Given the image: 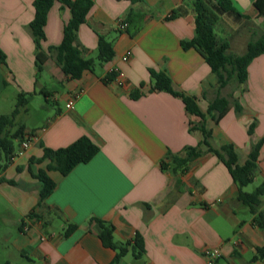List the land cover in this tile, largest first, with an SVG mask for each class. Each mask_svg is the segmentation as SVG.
<instances>
[{
    "label": "crops",
    "instance_id": "crops-1",
    "mask_svg": "<svg viewBox=\"0 0 264 264\" xmlns=\"http://www.w3.org/2000/svg\"><path fill=\"white\" fill-rule=\"evenodd\" d=\"M34 1L0 0V49L6 56V64L0 60V99L7 97L8 89H13L10 99L16 103L19 94L31 96L16 118L17 126L26 128L25 136L16 140L14 156L0 174V264H112L116 252L90 226L92 218L112 224L116 242L141 235L146 251L142 264H207L208 249L220 250L216 264H264L254 261L264 246L258 225L264 197L255 213L239 201L238 186L226 166L201 145L203 135L196 129L200 118L187 112L181 98L152 90L151 71L164 72L173 90L195 99L206 116L217 96V76L203 56L182 46L195 34L192 8L183 0H94L79 28V44L87 58H96L102 36L112 43L115 57L74 80L49 54L62 43L72 17L58 2L49 12L42 43L50 58L36 73L29 29ZM229 1L260 24L254 0ZM180 7L184 13L171 18ZM130 12L144 15L135 37L129 26L118 27L119 20L127 23ZM128 51L132 56L123 62ZM111 73L116 77L105 81ZM40 96L46 104L33 107V99ZM221 96L229 100L230 110L219 123L207 117L210 142L214 148L234 145L243 165L253 143L264 137V55L250 65L247 83H230ZM71 101L74 109L67 107ZM31 113L39 116L32 128L20 121ZM255 119L251 138L248 126ZM82 137L99 148L97 155L67 176L48 171L44 148H66ZM188 147L198 148L200 156L185 173L163 169L171 155L185 158ZM40 171L57 184L42 203L41 183L35 177ZM254 183L255 188L264 183V145ZM71 224L78 229L65 236ZM118 264H135L133 255Z\"/></svg>",
    "mask_w": 264,
    "mask_h": 264
},
{
    "label": "trees",
    "instance_id": "trees-1",
    "mask_svg": "<svg viewBox=\"0 0 264 264\" xmlns=\"http://www.w3.org/2000/svg\"><path fill=\"white\" fill-rule=\"evenodd\" d=\"M56 2L68 7L72 17L65 25L62 43L59 46L51 47L49 54L53 56L55 62L66 76L74 80H80L85 71L94 72L97 65H105L114 59L113 45L100 36L96 58H87L85 56L87 50L79 44V28L86 23L87 16L94 5V0H35V18L29 25V29L35 44L37 74L44 70L45 63L50 58V55L43 50L42 43L45 40V26L49 12ZM183 4L190 6L195 13V34L193 39L183 41L182 46L185 50L195 49L198 51L212 72L217 76V96L209 104L206 116L200 111L195 99L186 97L173 90L171 79L164 72L151 71V78L154 84L152 90L164 91L181 98L187 112L200 118L196 129L203 135L201 145L208 147L209 151L226 166L233 181L238 186L239 201L247 206L252 213H255L261 203V199L264 197V183L256 187L252 192H245L243 189L253 184L259 173V161L261 148L264 145V137L253 143L247 161L241 165L238 162V155L234 145L225 144L218 148H214L211 145L212 133L206 127V119L210 117L216 123H219L229 112V100L221 96V90L233 82L237 85L247 83L250 65L256 58L264 55V34L256 39H250L245 54H234L230 50L231 44L229 40L219 35L218 27L225 15L233 16L236 20L249 25L254 24L251 18L239 13L229 0H183ZM253 5L257 10L256 19L263 20L264 0H254ZM183 13L184 9L180 7L173 12L171 18ZM143 20V14L129 13L127 17L128 32L132 37H135L142 30ZM0 60L3 64H6V56L1 49ZM115 77L116 74L111 73L105 81H111ZM30 97L29 94H19L12 113L0 117V174L6 170L14 156L16 140L18 138L23 139L25 136L26 128L17 126L16 118L27 107ZM257 123L255 119L248 126V134L251 138L254 137ZM15 128L16 130L13 132ZM192 129L195 128L192 127ZM98 152L99 148L88 137H82L66 148L58 150L44 148L43 160H49L48 171H58L63 176H67L77 165L90 162ZM185 154V158L171 155L169 158L170 162L167 164L163 163V169L171 170L173 173L179 171L185 173L188 165L200 156V151L198 148L188 147L185 149ZM35 177L41 183L40 202L42 203L52 195L57 184L48 176L46 171H40ZM10 183L15 184L13 181ZM177 189L180 192L181 188L179 186H177ZM33 216L34 213H31L28 217L31 218ZM92 225L95 227L103 244L116 252V257L112 264H118L129 253L133 255L135 264H142L146 251L145 242L141 235L137 234L129 242H116L113 237L115 228L112 224L98 218H92L90 226ZM258 225L264 231L263 215L259 216ZM77 229V225H69L65 236H69ZM257 260L264 261V246L257 250L254 261Z\"/></svg>",
    "mask_w": 264,
    "mask_h": 264
},
{
    "label": "rangeland",
    "instance_id": "rangeland-1",
    "mask_svg": "<svg viewBox=\"0 0 264 264\" xmlns=\"http://www.w3.org/2000/svg\"><path fill=\"white\" fill-rule=\"evenodd\" d=\"M221 37L229 40L232 44L233 49L232 53L237 55H242L245 53L244 47L250 39H256L262 34H264V19L261 20L260 24H244L242 21L236 20L233 16L225 15L218 27ZM237 45V46H235ZM234 86H237L236 83H232ZM7 97L0 99V115H8L11 113V107H14L16 100L10 96L13 94V89H8L6 91ZM12 102V104H11ZM38 103L46 104L44 101V96H40L38 99H33L32 106L37 107ZM41 119V117H40ZM39 120V116L31 113L29 115H23L20 117V121H23L27 124L28 127H34V121ZM255 183L246 187L248 191H254Z\"/></svg>",
    "mask_w": 264,
    "mask_h": 264
},
{
    "label": "built area",
    "instance_id": "built-area-1",
    "mask_svg": "<svg viewBox=\"0 0 264 264\" xmlns=\"http://www.w3.org/2000/svg\"><path fill=\"white\" fill-rule=\"evenodd\" d=\"M118 27L120 29H126L128 27V24L125 23V21L123 20H119L118 23ZM132 56V52L128 51L123 57H122V61L123 62H129L130 58ZM117 72V71H114ZM119 77H123V74L121 72H117ZM67 107L69 109H74V102L71 101L69 102V104L67 105ZM205 256L207 259V264H216L217 260L220 258L221 256V252L219 249H208L205 252Z\"/></svg>",
    "mask_w": 264,
    "mask_h": 264
}]
</instances>
